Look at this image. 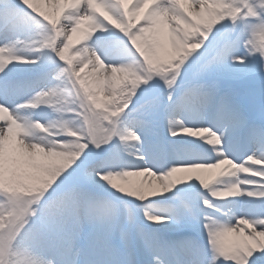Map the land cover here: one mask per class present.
Returning <instances> with one entry per match:
<instances>
[{
	"label": "clouds",
	"instance_id": "1",
	"mask_svg": "<svg viewBox=\"0 0 264 264\" xmlns=\"http://www.w3.org/2000/svg\"><path fill=\"white\" fill-rule=\"evenodd\" d=\"M236 6L237 19L202 27L188 42L191 51L174 61L163 77L155 74L145 54L122 31L118 30L122 34L118 48L108 44L115 28L103 19L72 50L76 62L69 65L60 55L67 44L66 39L57 40L58 26L33 10L39 29L28 37L34 42L31 50L21 55L43 72L23 93L0 95V110L26 117L30 142L65 154L70 162L59 174L53 173L37 195L16 200L0 191V208L9 213L0 212V240L15 235L0 264H17L18 253L36 256L42 264H254L255 257L248 253H264L259 239L256 250L221 251L226 232L244 228L254 239L257 232L264 235V46L253 41L256 32L264 31V0H243ZM85 65L89 70L85 75L107 81L113 103L105 111L96 109L95 93L86 92L80 83L84 76L76 75ZM194 92L210 94L212 100L197 105L201 118L196 126L181 129L175 137L197 133L199 146H214L215 151L245 146L241 163L227 157L221 161L233 175H244L228 182L227 191L193 179L205 190L198 200H178L170 209L146 216L140 211L150 198L145 189L113 183L121 166L105 161L117 149L129 156L127 149L139 153L144 140L136 122L150 126L161 112L165 118L183 117L178 108ZM221 112L235 114L238 126L222 119ZM96 121L109 129L118 127L121 137L101 141L90 131ZM124 129L134 137L123 135ZM94 156L101 158L99 163H90ZM215 166L174 167L151 173L147 182L159 186L155 197H161L187 182L183 177L193 169ZM256 193L259 198L250 199ZM101 206L111 207L112 213L101 214Z\"/></svg>",
	"mask_w": 264,
	"mask_h": 264
},
{
	"label": "bare ground",
	"instance_id": "2",
	"mask_svg": "<svg viewBox=\"0 0 264 264\" xmlns=\"http://www.w3.org/2000/svg\"><path fill=\"white\" fill-rule=\"evenodd\" d=\"M201 0H26L29 7L33 8L36 12L47 17L48 20L55 23L58 27L56 29L57 39H72V41L79 40L83 38L81 34L72 31L68 32L64 27L69 25L72 21L64 15L65 12L77 11L81 9L85 4L88 7L89 15H83L76 19V23H81L84 33H87L90 29L89 27L95 23L97 18H102L109 25L115 29H111V36L114 32L121 31L123 26L120 21H113L119 19L121 14L128 20L135 21V23L141 26V20H146L147 25L141 26L145 33L150 34L152 40L157 44V49L160 53L164 55V58H175L179 54H183L186 50L191 49L188 46V42L194 39L198 33L201 31L202 27L209 24L215 23L216 17L218 15V5L216 0H202L206 2L203 5ZM115 5V7H113ZM217 7V9L214 7ZM59 11L57 14L56 11ZM111 19V20H110ZM61 20L63 23L61 24ZM149 22H152L150 26ZM117 29V30H116ZM137 30V29H136ZM157 32V33H156ZM147 34V35H148ZM5 35L0 36V46H4ZM183 37V39L181 38ZM31 42H33L31 40ZM25 53L26 49H22ZM145 57L149 54L144 53ZM76 62V57L73 58L72 63ZM86 66V71L88 73V68ZM6 72L9 77L15 79H22L28 82V86L33 82V78L36 75L42 74L43 69H38L34 66L23 65L17 62H13L11 65L7 66ZM101 78V77H100ZM99 79H92L95 81V86L101 83ZM26 86V87H28ZM102 90V88H100ZM15 119V121L13 120ZM26 117L18 118L17 116L7 112L6 110H0V134H5V141L10 145L8 147L9 151H4L0 147V176L2 178L11 175L12 171L15 172V176L24 175L27 177V182L33 184L34 182H40L43 179L41 169H36L37 164L33 158L36 153L31 149L30 136L23 135L25 127ZM186 126H188L186 124ZM26 134V133H25ZM175 139L180 140V142L186 146L195 145L197 148H192L191 150H198L207 157L217 158L218 155L215 154L210 147H200L202 143L195 137H189L186 135H181L175 137ZM197 139V140H196ZM22 140H26V145L22 144ZM1 145V144H0ZM133 152V151H132ZM30 155V156H29ZM136 157V156H134ZM37 159V158H36ZM14 160L15 169L10 172L12 168L11 164ZM191 159L186 155L181 158H172V166L179 164L181 161L191 162ZM208 161V159H204ZM144 164L143 160L139 161ZM58 163V162H57ZM39 164V163H38ZM239 173H237L238 175ZM236 175V174H235ZM192 179L188 181V179ZM211 186H217L218 191H226L224 187L228 185V182L235 180L232 176V171L228 169L227 164H223L220 168L209 167L202 168L196 172H189L183 177L185 182L182 184L186 189L200 190L202 186H199L198 181ZM226 198H230L229 196ZM150 201L161 200L159 197H151ZM248 227V226H247ZM249 228V227H248ZM264 245V237L259 238ZM224 247L227 249H237L251 247L256 250L260 247L257 244V238L254 239L252 236L246 235L244 228H241L240 232H234L230 236L224 238ZM28 253H20L17 257V264H25Z\"/></svg>",
	"mask_w": 264,
	"mask_h": 264
},
{
	"label": "rangeland",
	"instance_id": "3",
	"mask_svg": "<svg viewBox=\"0 0 264 264\" xmlns=\"http://www.w3.org/2000/svg\"><path fill=\"white\" fill-rule=\"evenodd\" d=\"M200 2L202 5L204 3H206V2H202V0ZM216 2L218 5V9H219L217 21L223 20V19H237L239 17L240 8H238L236 5L238 3H242L243 0H216ZM58 12L59 11H56L55 13L57 14ZM114 19L112 18V20L111 19L110 20L112 22L119 20L123 26L122 32L126 36H128L129 39L133 40L138 45L139 49L143 53L149 54L146 57V59H147L148 63L152 66L153 71L155 72V74L157 76H160V77L165 76L169 66H172L174 64V61L180 59L182 55L186 54V52H184L183 54H179L180 56L178 55L173 59L164 58V55L162 53H160L159 50L157 49V46H155V44H157L156 41L154 44V40H152V38L150 37V34H148L149 32L145 33L143 31V29L141 28V26L148 24V22H147V24H145L146 20L144 18L142 19L141 26H139V27L136 25L135 21H126L125 17H123L122 14H121L119 19H116V20H114ZM113 23H115V22H113ZM129 23H130V25H129ZM149 24H150V26H152V22H149ZM99 27H100V25L98 23V18H97L95 23L89 27L90 30L87 33H85V35L83 36L84 29H83L81 23L75 24V32L81 34V36L83 38H80L79 40H76V41H74V40L72 41V39L67 40V42H66L67 46L65 47V49H67V51L65 52L64 59L68 62V64H69V61L71 62L69 65L73 64L72 60L75 57L72 54V50L74 48H76L77 46H79L85 40V38L88 37V35L91 31L98 29ZM38 29H39V25L35 21H32L30 23L29 28L27 30H25L24 32L20 33L19 35H11L9 33H6V36H5L6 42L5 43L14 44L15 40L17 38L20 39L21 41L18 44H16V54H17V57H24L21 55V53H24L22 51V49L24 48L27 51L31 50V45L34 42H31V40L28 39V37L30 35L36 33L38 31ZM67 31L72 33L73 30L68 29V27H67ZM114 35H115V38H117V40H118V42H117V46H118L119 45V38L122 36V34H120L119 32H115ZM253 41L258 46L264 45V31L256 32L253 36ZM111 46L114 47L116 45L111 44ZM185 50L187 52L191 51V49H185ZM78 73H79V75H77V76H84V79L80 82L83 89L86 92L91 91V92L95 93L93 98L96 101V109L100 110V111H105L107 109V106L111 105L113 103V98L107 94V81L103 77H101L99 80L101 83H98L95 86V81L92 80V79H95L94 74L85 75V73H87L86 66L81 68ZM118 86H119V84L114 85V87H118ZM100 88H102V90H100ZM26 89H27V87H26ZM248 91L250 92V90H248ZM23 92H24V90L22 91V93ZM156 118H157V115H156ZM23 126L25 127V129L23 131L26 133L25 135L30 134L31 132L29 130L28 125L25 124ZM165 130L167 133H169L168 128ZM90 131L94 136L98 137L93 126H91ZM136 131L138 134H141V132L143 133V139L144 138H149L150 140H152V139L156 140L157 139L156 138V131H158V127L154 126L153 120H152V122L150 124V128L147 132H143L140 129H136ZM4 132L0 134V144H1L0 147L4 151L7 152V151H9L8 147L10 145L8 144L7 141H5ZM101 141H104V140H101ZM163 142L164 141H162L158 144L159 146L155 148V151H158L159 149L161 151L162 145H164L167 148V150H169L171 143L170 142L163 143ZM24 143L28 144L26 142V140H22V144L26 145ZM30 143L31 144H29V145H31V149L33 150V152L36 153V156H34V158H33L35 161H37L35 168L41 169L43 179L40 182H34L33 184H31V183L29 184L27 182V177H25L24 175L15 176L14 175L15 172L12 171L13 169H15V166L13 164L14 160L12 161V164H11L12 168L9 169L10 172L12 171L11 172L12 174L9 175L8 177H5V178H2L0 176V191L8 192V193L12 194V196L16 200H22L26 196L39 194L47 186V184L54 178L53 173L59 174V172L62 171L70 162L68 159V156L65 154L56 153L53 151H45L43 147L36 146L34 142H30ZM130 150L131 149H127L128 153L130 152ZM145 152H147V156L149 158H151L150 155H154V154H152V148L151 147H149L148 151H145ZM113 153H115L117 155L118 165H120L121 167L133 168L135 166L141 165L140 163H138L135 160H133V161L128 160L127 159L128 155L126 153H123L119 149H117ZM167 153H168V151H167ZM241 154H242V152L239 151L238 163L242 162V160L245 158L246 153L242 156H241ZM100 159H101L100 157L94 156L91 158L90 163H93V164L99 163ZM155 162H157V163H156V166L154 167L155 169L153 168V170L158 171V173L162 172L163 170L170 169L169 165L161 166V164L158 163V161H155ZM3 170H4V168H2V170H0V171H3ZM232 176L235 179V177L238 178L239 176H241V173H239L238 175H237V173H236V175L232 174ZM141 179H144V178H141ZM116 184L119 186L121 183L117 182ZM257 187H259V185H257ZM226 189H228V186ZM135 194L136 193H133V195H135ZM198 196L199 195L196 191L186 189L183 185H178L177 188L172 193L165 194L164 196L159 197V198H161V200H157V201L148 200L146 202H143L144 206L140 211L141 212H145V211L163 212V211L168 209L167 208L168 206L172 207V205L178 200L186 199V200L195 201V200H198ZM165 198H166V200H165ZM256 198H259L258 193L254 194V198H250V199H256ZM125 199L131 200L132 198L126 197ZM135 203L139 204L140 202L137 201ZM252 207L254 209L259 208L258 205H253ZM0 212H2L4 216L9 215L8 211H5L3 208H0ZM247 226L249 227L250 230L255 232V228L253 225L249 224ZM255 236L257 239H259L260 237L261 238L264 237V235H261L258 232L255 233ZM260 242H261V240H260ZM261 244H262V242H261ZM225 251H226V253H228V252H232L234 250L225 248ZM7 253H8V249L0 248V257L5 256ZM16 255L18 257L20 255V253H18Z\"/></svg>",
	"mask_w": 264,
	"mask_h": 264
},
{
	"label": "snow or ice",
	"instance_id": "4",
	"mask_svg": "<svg viewBox=\"0 0 264 264\" xmlns=\"http://www.w3.org/2000/svg\"><path fill=\"white\" fill-rule=\"evenodd\" d=\"M115 7V5H113ZM89 10L87 5L85 4L81 9L77 11L65 12L64 15L67 16L72 23L68 25V29H72L75 26L76 19L83 15H89ZM102 19V18H98ZM38 20L36 17L35 11L33 8L29 7V4L26 0H0V33H9L11 35H19L20 33L27 30L32 21ZM63 21L61 20V24ZM105 24L107 22L105 21ZM110 27V25H109ZM87 39V38H85ZM20 41L17 40L14 44L5 43L4 46H0V95H19L22 93V90L28 86V82L22 79H13L8 76L6 69L7 66L11 65L13 62H17L20 64L28 65L29 62L26 57H17L16 54V44ZM264 46V45H261ZM117 47L118 46H114ZM67 49H64L63 52L60 53L61 57H65V52ZM71 62L69 61V64ZM76 75H79L77 72ZM212 100L210 94L194 92L190 96H188L183 102L182 106L187 108L196 109L197 105L208 104ZM115 115V113L113 114ZM221 118H227L230 120L233 126H238L239 120L235 116V114H231L228 112H221ZM168 129L170 135L175 138V133L180 132L181 129L187 128L186 124L181 119H169L167 121ZM97 136L104 141H111L113 137H121V130L113 126L111 129L104 126V124L100 121H96L92 124ZM136 127L143 132H147L150 128L146 121L140 120L136 122ZM186 134V133H181ZM123 135L133 136L134 133L130 132L128 129L123 130ZM190 137H195L198 135L197 133L189 134ZM123 142V141H121ZM143 142V140L141 141ZM226 156H221L214 163H200V164H212L216 165L215 168H220L222 166L221 161L225 160ZM136 158L138 160H143L145 163L143 165L135 166L133 168H125L118 167L117 172L118 175L113 178V183H121L125 184L128 188H139L143 187L148 195V197H155L157 195V191L159 186L156 183H153L149 186L147 179L150 177L151 173H158V171L153 170V167L149 165L147 161V157L143 152V148L139 153L136 154ZM234 161V160H233ZM196 162H187L181 161L179 164L175 166H171L170 169L163 170L170 171L174 167H181L190 165ZM236 163V162H234ZM105 164L108 166H117L118 158L115 153H112L109 158L105 161ZM239 164V163H237ZM200 169H193V172L199 171ZM160 172V173H162ZM175 176V173H172ZM144 178V179H141ZM192 179H188L191 181ZM179 183V182H177ZM98 211L101 214L110 215L112 213V209L109 206H101L98 208ZM146 216H151L152 213L150 211H145ZM162 215H168V213H162ZM235 231H229L224 233L221 236V251L222 253H226L224 247V238L226 236H230ZM15 238L13 233H10L7 240H0V248L9 249L12 240ZM250 257L254 256V264H264V253H248ZM25 264H42V260L36 256L28 254Z\"/></svg>",
	"mask_w": 264,
	"mask_h": 264
}]
</instances>
